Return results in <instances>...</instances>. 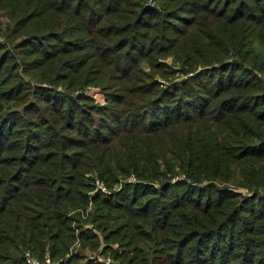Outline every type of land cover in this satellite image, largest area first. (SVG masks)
I'll return each instance as SVG.
<instances>
[{
	"label": "trees",
	"instance_id": "16d2710c",
	"mask_svg": "<svg viewBox=\"0 0 264 264\" xmlns=\"http://www.w3.org/2000/svg\"><path fill=\"white\" fill-rule=\"evenodd\" d=\"M153 1L0 0V264H264V0Z\"/></svg>",
	"mask_w": 264,
	"mask_h": 264
},
{
	"label": "built area",
	"instance_id": "2783aa9c",
	"mask_svg": "<svg viewBox=\"0 0 264 264\" xmlns=\"http://www.w3.org/2000/svg\"><path fill=\"white\" fill-rule=\"evenodd\" d=\"M93 188L94 190H100L104 194H108L109 190L102 184V182L94 177L93 178ZM76 246L73 251H78L79 241L75 239ZM22 256L24 262L26 264H56L57 262L51 261L48 256V250L45 247L44 254L41 258L37 257L36 255L32 254L30 250L26 249L22 252ZM86 258L93 260L99 264H122L118 258H116L113 254L110 253H102L100 252V247L95 252H90L85 254Z\"/></svg>",
	"mask_w": 264,
	"mask_h": 264
},
{
	"label": "rangeland",
	"instance_id": "374dc122",
	"mask_svg": "<svg viewBox=\"0 0 264 264\" xmlns=\"http://www.w3.org/2000/svg\"><path fill=\"white\" fill-rule=\"evenodd\" d=\"M146 3H147V5L149 6V7H156V9L158 10V11H160V7L158 6V5H156L155 3H154V1L153 0H146ZM0 40H1V38H0ZM6 44V43H5ZM167 60H169V57L167 58ZM156 80L159 82V84H163V85H165V84H169L170 83V78L171 77H168V78H165V77H162V76H160V75H157L156 77ZM175 79H177V78H175ZM89 88V87H88ZM58 89H60V88H58ZM62 90V89H61ZM88 90V89H87ZM90 90V89H89ZM77 91H79V90H76V91H74L73 93H75V92H77ZM91 91V90H90ZM89 93V92H88ZM99 95H95V98H96V100H99V97H98ZM125 181H135L134 180V177L130 174V175H128V176H126V177H119V179L115 182V183H113L112 184V186L111 187H108L109 189H112V190H117L119 187H120V185L123 183V182H125ZM88 210H90V203H88V205H87V207H86V209L84 210V211H88ZM84 215V214H83ZM88 226H90V225H88ZM75 232H76V230H75ZM75 242H76V240H74V242L70 245V247H69V249L71 250V251H73V249L75 248V247H77L76 246V244H75ZM78 247H79V245H78ZM99 248V247H98ZM97 248V249H98ZM78 251H79V249H78ZM91 251H84V253L86 254V253H90ZM92 252H95V251H92ZM105 253H110V252H105ZM111 254V253H110Z\"/></svg>",
	"mask_w": 264,
	"mask_h": 264
}]
</instances>
